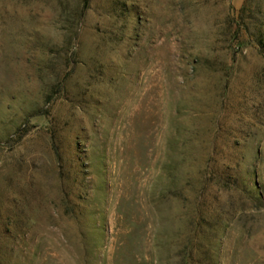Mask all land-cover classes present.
<instances>
[{"label": "rangeland", "instance_id": "rangeland-1", "mask_svg": "<svg viewBox=\"0 0 264 264\" xmlns=\"http://www.w3.org/2000/svg\"><path fill=\"white\" fill-rule=\"evenodd\" d=\"M0 264H264V0H0Z\"/></svg>", "mask_w": 264, "mask_h": 264}]
</instances>
